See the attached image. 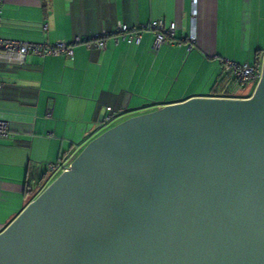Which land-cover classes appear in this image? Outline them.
<instances>
[{"label":"water","instance_id":"1","mask_svg":"<svg viewBox=\"0 0 264 264\" xmlns=\"http://www.w3.org/2000/svg\"><path fill=\"white\" fill-rule=\"evenodd\" d=\"M247 97L104 129L0 230V264H264V52Z\"/></svg>","mask_w":264,"mask_h":264},{"label":"crops","instance_id":"2","mask_svg":"<svg viewBox=\"0 0 264 264\" xmlns=\"http://www.w3.org/2000/svg\"><path fill=\"white\" fill-rule=\"evenodd\" d=\"M153 19L174 25L172 42L156 51L153 33L143 31L136 42L107 36L102 49L72 44L71 56L30 54L21 65L0 64V118L11 130L0 137V230L29 201L27 182L40 190L50 164L96 135L107 106L120 121L153 109V101L247 97L249 86L211 90L222 61L253 64L264 52V0H3L0 36L33 42L72 43Z\"/></svg>","mask_w":264,"mask_h":264},{"label":"built area","instance_id":"3","mask_svg":"<svg viewBox=\"0 0 264 264\" xmlns=\"http://www.w3.org/2000/svg\"><path fill=\"white\" fill-rule=\"evenodd\" d=\"M3 0H0V21H1V6ZM194 1L192 3L191 20L187 39L189 41L195 40V19H194ZM143 31H151L153 33V50H157L161 44L172 42L174 35V25L171 22L166 23L163 19H153L138 27H129L126 24L118 23L112 32H103L96 35L86 37L76 36L72 43L62 41L57 42H33L28 40H20L13 38H5L0 36V64L4 65H21L24 63L26 57L30 54L40 57L49 55L66 54L72 55V44H85L88 47L95 49H102L106 46L105 37L112 36L117 42L120 38L130 41H138L140 34ZM222 71L229 73L239 87L249 86L253 84L254 87L261 76V60L257 64L237 63L235 61H222ZM253 87V88H254ZM253 90V89H252ZM251 94V93H250ZM225 97V96H224ZM113 109L110 106L105 108V113L98 121V130L108 128L114 121ZM10 126L7 120L0 118V137L5 138L10 134ZM75 152V151H74ZM74 152L69 153L57 163L49 165V170L54 174L55 171L67 166L75 156ZM52 174V175H53Z\"/></svg>","mask_w":264,"mask_h":264},{"label":"trees","instance_id":"4","mask_svg":"<svg viewBox=\"0 0 264 264\" xmlns=\"http://www.w3.org/2000/svg\"><path fill=\"white\" fill-rule=\"evenodd\" d=\"M261 52L262 50H257L255 53V57H254V62L253 64H257L260 61L261 58ZM227 83L229 84L228 88L231 90L233 86H238L235 82V79L229 74V73H225V72H221V76L215 81L214 86L212 87L211 90V94H215L217 95L219 92L217 91V89L219 88V86L221 84ZM247 86H243V87H239L241 89L246 88ZM228 89V90H229ZM229 90V91H230ZM231 94L229 92H224L223 95H228ZM241 92L238 93V95H240ZM250 92L247 91L246 95L249 96ZM114 111V110H113ZM114 113L116 114L117 112L114 111ZM119 122V121H118ZM47 185V184H46ZM45 186V185H44ZM43 186V187H44ZM41 190V189H40ZM40 190H37L36 188H32L31 185L29 184V182H27L26 184V188H25V194L28 196L29 200L32 199Z\"/></svg>","mask_w":264,"mask_h":264},{"label":"rangeland","instance_id":"5","mask_svg":"<svg viewBox=\"0 0 264 264\" xmlns=\"http://www.w3.org/2000/svg\"><path fill=\"white\" fill-rule=\"evenodd\" d=\"M253 87H254V85L253 84H250L249 85V89H248V92H252V89H253ZM121 121V120H120ZM118 121H114L113 123H111V126L112 125H114L115 123H117ZM104 129H106V128H103V129H101V130H98V132L96 133V134H98V133H100L101 131H103ZM84 145V144H83ZM82 145V146H83ZM82 146L81 147H79L75 152H74V154L76 155L79 151H80V149L82 148ZM60 171L58 170V171H55L54 172V174L46 181V183H45V185L46 184H48L58 173H59Z\"/></svg>","mask_w":264,"mask_h":264}]
</instances>
